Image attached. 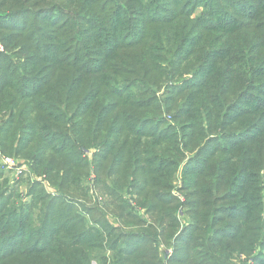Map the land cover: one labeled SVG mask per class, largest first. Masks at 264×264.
<instances>
[{
    "label": "trees",
    "instance_id": "16d2710c",
    "mask_svg": "<svg viewBox=\"0 0 264 264\" xmlns=\"http://www.w3.org/2000/svg\"><path fill=\"white\" fill-rule=\"evenodd\" d=\"M112 1L0 0L1 149L27 154L62 188L74 171L89 175L95 165L111 199L81 207L34 185L31 202L16 208L0 190V264H231L235 253L264 257V0H203L197 18L193 0ZM149 25L164 36H154L153 50L138 52L152 38ZM164 44L180 73L209 47L196 74L178 85L183 106L176 115L187 121L180 128L144 120L138 111L156 100L139 94L133 104L132 88L115 86L116 66L136 81ZM21 49L29 56L14 62L8 52ZM126 49L137 52L124 56ZM87 143L97 145L92 162L81 152L91 148ZM192 145L194 154L179 167ZM178 169L184 192L192 190L187 202L171 193ZM121 174L126 192L113 178ZM122 193H136L155 222L141 225L140 210ZM188 214L194 223L171 241L174 254L162 258L158 241L169 247L165 235ZM126 221L144 230L125 232Z\"/></svg>",
    "mask_w": 264,
    "mask_h": 264
},
{
    "label": "rangeland",
    "instance_id": "374dc122",
    "mask_svg": "<svg viewBox=\"0 0 264 264\" xmlns=\"http://www.w3.org/2000/svg\"><path fill=\"white\" fill-rule=\"evenodd\" d=\"M119 0H113L110 3V6L113 5L114 2H118ZM156 3V0H154ZM193 3L195 5H198V10L196 15H194V18H197V16L201 15L205 12V3L203 0H193ZM159 4V2H158ZM44 5H40L37 8H40ZM52 6H56L58 8H61L62 10H68L69 12H74L73 7H70V9H67L68 6L63 5L60 1L52 2ZM147 35H151L152 38L150 41H144L143 48L139 49V51L144 52L148 49L153 50V40L156 37H163L164 32H158L153 31V25H149L146 29ZM1 32V31H0ZM3 33V32H2ZM5 33V32H4ZM8 34V33H5ZM23 36H27L25 33ZM155 36V38H154ZM208 40L211 39V36H208ZM207 40V41H208ZM216 40V39H214ZM214 46H220L219 43H214ZM20 48V46H19ZM204 49H209L208 45H204L201 50L187 63V66L182 70V73H180L177 70H174L171 66L170 60L171 55L169 54L170 46L168 44H164L163 46H160L155 51H153V54L151 56L152 59V65L149 66V72L148 73H141L140 79L135 81V76L131 74H126L125 70L120 69L122 66H116V70L118 71V74H116L115 77V86L117 87H123V86H129L130 89L132 88V91L134 94H136L135 101L133 104H136L137 98L148 100V98H154V106L147 110H140V116L144 118V120H165L168 124H177L179 128L182 124L186 123V119L180 117L178 118L179 114L176 115L177 110H179L183 106V97L182 95H175L179 92L178 85L182 84V81L184 79H188L196 74L197 71H195L197 68H199L202 64V54L204 52ZM0 51L4 52V46L0 43ZM137 52V51H136ZM136 52H131L130 50L126 49V51L123 52L124 56L135 54ZM12 56V59L14 62L23 61L26 60L27 56H29L30 52H23L22 49L19 51L18 54L15 56L8 52ZM151 66L154 68V71L151 72ZM106 93L111 98V100H116V102H120L119 99H114L112 96V91H107ZM173 94V95H171ZM156 95V97H155ZM171 96V100H167V97ZM4 108V107H3ZM118 110H121V112L126 111L129 112L133 110L129 106H119ZM117 116L116 113H113L110 117V122L113 121V119ZM176 116V117H175ZM122 121V120H121ZM121 121L119 122V125L121 124ZM103 135V133H101ZM217 136L216 133L212 135V137ZM208 140V138H206ZM206 142V141H205ZM97 144H101L98 142ZM86 146L91 147L90 149H82V153L85 155L87 159H90V161H93V155L97 153V145H93L90 143H87ZM31 148V147H29ZM165 147H163L164 149ZM195 149V145H192L190 149H188L185 153V158L180 161V166L183 167L184 164L188 162V160L191 158V156L194 154L191 150ZM5 152L0 147V190L4 193L5 197H10L5 199L7 203L19 208L21 204H27L31 202L32 196H29V191L31 190V187L34 185L37 186L38 192H42L46 195H48V198H61L58 195L64 196L63 199L69 200V201H76L78 204L82 207V204L86 207L94 208L96 206L103 207L105 205V201H110L109 196V189L107 186V182H105L104 175L100 174L99 171L95 169V165L93 168H91L90 172L91 174H78L75 171L73 174L69 175V185L66 183V187L62 188L56 181H50L49 177L47 176L46 169L43 166L36 167L35 164H33L32 159L27 156V154L24 155H17L15 153L10 154ZM52 153H49L47 157V162H49V156ZM6 158H10L15 160L16 165L15 166H8L5 163L7 162ZM57 162V161H56ZM99 165L98 163L96 166ZM97 168V167H96ZM93 170V171H92ZM83 172L88 173V170H84ZM102 173H105V162H103L102 165ZM81 176V177H80ZM122 177L121 175L113 176V178H118V183L122 186V189L124 187V191L126 192L128 190V186H125L124 180L123 182L120 180ZM75 180L82 181L81 185H77ZM184 178L180 173V169H178L175 178L170 182V185H172L171 189L173 194H175V198H179L182 202L188 200V197L186 195L190 194L192 190L187 187L186 193L184 192L186 184L184 182ZM106 184V186H105ZM107 189V190H106ZM170 192V191H169ZM123 197L129 198V200L133 201V205L136 206L140 210V214L142 215V218L144 219V223L141 224L145 227L149 226V224L155 222V218L152 217V212H150L151 215L148 216V213L150 210L148 208H142L138 206L137 202L140 201L139 197L135 193L134 196L130 197V195L127 194H121ZM144 197V193L142 194ZM67 197V198H65ZM115 197H113L114 199ZM118 199H115L114 202H117ZM120 201V200H119ZM48 202V201H47ZM97 203H100L97 204ZM103 203V204H102ZM118 206V205H116ZM187 210V208H186ZM137 212V211H136ZM159 212L155 213L153 216L155 217ZM94 217L98 218L99 215L95 214ZM91 218V217H90ZM160 219L161 216H158ZM110 219L113 222L112 224L116 226L117 228L120 227L121 223L119 220L115 218V216L110 215ZM132 220L130 222H137V220L131 218ZM129 222V223H130ZM181 226L178 229L169 230L166 236V242L170 243L171 245L169 247H166L163 243L159 241L157 243L158 250L162 253L159 256L162 258H166L169 255L174 254V248H173V242L171 241L175 238V236H178L186 224L194 223V218L191 214L186 215V221H183V215H181ZM127 223L125 226H123V230H128L129 228L133 227L135 231H141L144 230L141 226L138 224H130ZM159 232L161 233V230L159 229ZM161 236V235H160ZM163 239V237H161ZM164 240V239H163ZM166 252V255H165ZM233 261H231V264H257V260H263V256H261V253H253V255H247V254H237L235 253V256ZM110 256V253L108 254ZM257 256V257H255ZM263 257V258H259ZM259 258V259H256ZM162 261V260H161ZM92 264H99L96 260L92 261Z\"/></svg>",
    "mask_w": 264,
    "mask_h": 264
},
{
    "label": "built area",
    "instance_id": "2783aa9c",
    "mask_svg": "<svg viewBox=\"0 0 264 264\" xmlns=\"http://www.w3.org/2000/svg\"><path fill=\"white\" fill-rule=\"evenodd\" d=\"M7 162L5 163L6 165L12 167V166H15L16 165V162L15 160L13 159H10V158H6Z\"/></svg>",
    "mask_w": 264,
    "mask_h": 264
}]
</instances>
